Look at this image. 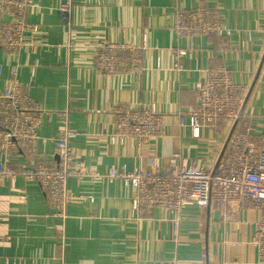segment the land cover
Instances as JSON below:
<instances>
[{
  "label": "crops",
  "instance_id": "obj_1",
  "mask_svg": "<svg viewBox=\"0 0 264 264\" xmlns=\"http://www.w3.org/2000/svg\"><path fill=\"white\" fill-rule=\"evenodd\" d=\"M60 1L35 0L27 9L26 20L38 25L34 47L13 55L0 47V91L10 86L8 74L17 65L16 78L28 85L27 94L51 112L41 118L34 160L56 161L49 139L57 134L52 112L67 109L74 164L84 160L99 172L148 164L163 169L173 154L214 171L232 135L248 122L253 133L264 135V0H71L69 25L59 16ZM198 7L216 8L224 30L191 48L187 38L170 30L178 12ZM6 19L0 13V24ZM169 36L174 49L185 51L179 70L170 66ZM100 39L134 46L141 72L100 73L95 66ZM218 67L245 84L244 103L237 118L220 119L193 137L175 116L196 104L195 85ZM119 103L155 107L163 116L161 133L141 145L133 136L120 140L110 111ZM25 159L22 153L11 158ZM70 182L60 238L49 194L20 176L4 180L0 264H264L254 242L260 214L253 207L186 205L174 236L171 214H138L134 191L122 180L73 177Z\"/></svg>",
  "mask_w": 264,
  "mask_h": 264
},
{
  "label": "built area",
  "instance_id": "obj_2",
  "mask_svg": "<svg viewBox=\"0 0 264 264\" xmlns=\"http://www.w3.org/2000/svg\"><path fill=\"white\" fill-rule=\"evenodd\" d=\"M35 0H0V13L7 19L0 24V47L9 54L34 47L38 38V25L26 20L27 9ZM61 20L70 24L71 0H61L58 5ZM224 22L214 7H198L180 11L171 32L185 37L191 48L201 38L219 36ZM169 33L171 34V32ZM98 48L95 66L102 74L124 73L137 76L142 69L134 46L107 39L96 41ZM170 49V66L182 68L183 49H174L169 36L165 43ZM19 66L12 67L9 87L0 91V185L6 179L18 176L37 183L51 197L50 215L58 237L63 238L67 205L72 198L73 177H90L101 182L118 178L134 191L132 207L138 214L160 211L171 214L167 218L174 236L179 235L180 213L186 205L229 207L245 205L259 211L260 217L254 235L259 258L264 260V135L251 131L248 122L245 130L232 135L214 171L206 170L194 162L180 161L173 154L170 165L159 169L153 164L131 170L109 168L99 172L84 160L74 164L73 132L69 126V111L52 112L57 122V134L50 137L56 161L34 160L37 153L38 133L45 112L38 102L27 94L28 85L16 78ZM245 84L235 83L228 68L209 69L207 77L195 85L196 104L179 111L175 118L179 125L187 126L193 137H199L203 127L218 120H234L244 103ZM114 128L120 140L133 136L138 145L161 133L163 116L153 106L138 108L129 104L114 105ZM47 139V138H45ZM22 153L25 162L11 158ZM143 158L148 154L141 153ZM1 200V199H0ZM0 208V224L4 220ZM27 220H33L28 217Z\"/></svg>",
  "mask_w": 264,
  "mask_h": 264
}]
</instances>
